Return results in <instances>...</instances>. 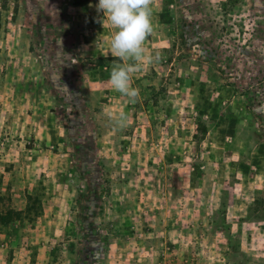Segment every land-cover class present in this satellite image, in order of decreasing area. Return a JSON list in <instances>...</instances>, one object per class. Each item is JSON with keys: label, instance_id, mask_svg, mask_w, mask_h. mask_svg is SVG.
Wrapping results in <instances>:
<instances>
[{"label": "rangeland", "instance_id": "rangeland-1", "mask_svg": "<svg viewBox=\"0 0 264 264\" xmlns=\"http://www.w3.org/2000/svg\"><path fill=\"white\" fill-rule=\"evenodd\" d=\"M97 4L0 0V264H264V0H154L135 104Z\"/></svg>", "mask_w": 264, "mask_h": 264}, {"label": "clouds", "instance_id": "clouds-1", "mask_svg": "<svg viewBox=\"0 0 264 264\" xmlns=\"http://www.w3.org/2000/svg\"><path fill=\"white\" fill-rule=\"evenodd\" d=\"M154 0H98L97 11L101 12L116 30L110 42L111 54L118 58L110 73V84L115 92L127 99L129 104L139 100L140 90L132 86L133 76L145 64L158 63L161 52L149 54L145 48L153 34L152 22ZM115 128L127 126L126 113L110 116Z\"/></svg>", "mask_w": 264, "mask_h": 264}, {"label": "trees", "instance_id": "trees-1", "mask_svg": "<svg viewBox=\"0 0 264 264\" xmlns=\"http://www.w3.org/2000/svg\"><path fill=\"white\" fill-rule=\"evenodd\" d=\"M199 121V120H198Z\"/></svg>", "mask_w": 264, "mask_h": 264}]
</instances>
